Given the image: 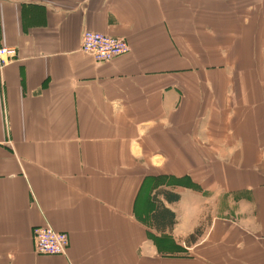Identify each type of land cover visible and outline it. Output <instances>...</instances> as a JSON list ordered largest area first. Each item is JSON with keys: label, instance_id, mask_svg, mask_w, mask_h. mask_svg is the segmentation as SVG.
Returning <instances> with one entry per match:
<instances>
[{"label": "crops", "instance_id": "0c3cea01", "mask_svg": "<svg viewBox=\"0 0 264 264\" xmlns=\"http://www.w3.org/2000/svg\"><path fill=\"white\" fill-rule=\"evenodd\" d=\"M0 46V264H264V0H0Z\"/></svg>", "mask_w": 264, "mask_h": 264}, {"label": "built area", "instance_id": "2783aa9c", "mask_svg": "<svg viewBox=\"0 0 264 264\" xmlns=\"http://www.w3.org/2000/svg\"><path fill=\"white\" fill-rule=\"evenodd\" d=\"M129 50L124 39L114 38L97 32L85 31L81 35L80 52L95 63H106ZM13 48L0 46V77L4 68L14 59ZM34 252L38 255L66 256L68 236L54 231L49 226L35 227L31 230Z\"/></svg>", "mask_w": 264, "mask_h": 264}, {"label": "rangeland", "instance_id": "374dc122", "mask_svg": "<svg viewBox=\"0 0 264 264\" xmlns=\"http://www.w3.org/2000/svg\"><path fill=\"white\" fill-rule=\"evenodd\" d=\"M219 247V248H218ZM228 247H230V244L225 241L221 240L219 245L217 246L218 250L215 251L210 258H207L202 255V257L199 259L200 261H203L204 264H228L231 261L232 255L228 253ZM163 264H168V261H163Z\"/></svg>", "mask_w": 264, "mask_h": 264}, {"label": "trees", "instance_id": "16d2710c", "mask_svg": "<svg viewBox=\"0 0 264 264\" xmlns=\"http://www.w3.org/2000/svg\"><path fill=\"white\" fill-rule=\"evenodd\" d=\"M153 216H154V223L156 224V227L158 229L163 230L166 227L170 228L174 224L173 214L161 206L157 207V210L155 211Z\"/></svg>", "mask_w": 264, "mask_h": 264}]
</instances>
